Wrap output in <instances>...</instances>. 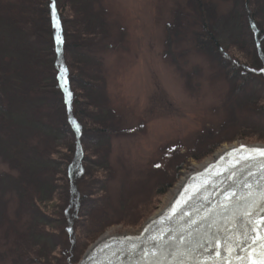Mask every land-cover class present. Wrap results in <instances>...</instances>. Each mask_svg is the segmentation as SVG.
Returning <instances> with one entry per match:
<instances>
[{"label": "rangeland", "instance_id": "1", "mask_svg": "<svg viewBox=\"0 0 264 264\" xmlns=\"http://www.w3.org/2000/svg\"><path fill=\"white\" fill-rule=\"evenodd\" d=\"M84 2L88 6L83 24L92 32L89 38L92 44L84 54L91 60L92 69L105 78L108 110L104 114L116 129L109 139L108 161L112 175L107 183L109 200L104 212L111 220H118L125 213L133 214L137 204L150 197L156 184L175 177L180 161L178 166L182 169L147 218L135 227L121 223L107 227L87 245L77 264L104 235L141 233L146 221L156 217L172 199L182 177L214 159L221 149L264 144L237 139L221 144L200 161L191 159L182 164L183 154L199 150V141L209 138L208 131L218 129L231 119L222 134L227 138L235 135L242 125L257 122L251 111L238 102L228 101L229 81L218 73L215 63L194 46L191 32L196 26L190 24L181 36L168 39L167 23L174 9L189 11L187 0ZM213 2L219 13V35L229 41L236 35L238 26L232 3L230 0ZM27 5V0H0V72L11 71L9 78L15 80L21 74L28 76L27 66H39L43 61L41 47L31 32L35 29L45 35V23L36 16L37 19L29 20L31 25L27 27V20H16L4 11L10 7L13 12H24ZM33 14L37 12L33 10ZM7 84L3 85L8 87ZM15 98L20 100L18 95ZM43 105L40 100L34 105H25L26 113L20 116L13 136L37 147L38 153L32 151L30 156L39 166L57 172L61 167L48 162L40 153L44 152V140L48 138L51 143L55 137L46 121L47 110ZM18 176V171L0 158V264H61L62 247L29 237L31 220L29 213H21ZM57 204L54 201L50 209L55 210ZM48 230L53 231L49 226ZM24 244L28 250L23 248Z\"/></svg>", "mask_w": 264, "mask_h": 264}, {"label": "trees", "instance_id": "2", "mask_svg": "<svg viewBox=\"0 0 264 264\" xmlns=\"http://www.w3.org/2000/svg\"><path fill=\"white\" fill-rule=\"evenodd\" d=\"M230 1L238 25L231 40L224 41L219 35V13L213 0H187L189 11L174 9L166 26L167 37L171 41L181 36L188 25L196 26L191 32L194 46L229 81L228 101L238 102L251 111L257 122L242 125L227 138L222 134L231 119L208 131L209 138L199 141V150L183 154L182 164L191 159L200 161L221 144L237 139L264 143V0ZM27 2L24 12H13L10 7L4 11L16 20H27V27L31 25L29 20L37 17L45 23V35L35 29L31 32L41 47L43 61L39 66H27L28 76L21 74L16 80L9 78L11 71L0 72V158L19 173L17 190L22 201L21 213L30 215L29 237L62 247L61 264H77L87 245L107 227L119 223L135 227L147 218L179 177L181 161L174 171L175 177L156 184L150 197L137 204L133 214L109 219L104 212L109 200L107 183L112 175L108 150L110 136L116 129L104 114L108 110L105 78L92 69L91 60L84 54L92 44L91 29L83 24L88 5L84 0ZM33 10L37 12L35 16ZM39 100L44 103L46 121L55 134L54 142L44 140V152L40 153L48 162L61 167L57 172L39 166L30 156L32 151L37 152V147L13 136L26 113L25 105ZM54 201L58 202L55 210L50 209ZM48 226L53 231H46ZM20 239L24 241L23 236Z\"/></svg>", "mask_w": 264, "mask_h": 264}, {"label": "water", "instance_id": "3", "mask_svg": "<svg viewBox=\"0 0 264 264\" xmlns=\"http://www.w3.org/2000/svg\"><path fill=\"white\" fill-rule=\"evenodd\" d=\"M260 145L231 147L189 178L173 209L146 221L142 237L111 238L79 264H264Z\"/></svg>", "mask_w": 264, "mask_h": 264}, {"label": "bare ground", "instance_id": "4", "mask_svg": "<svg viewBox=\"0 0 264 264\" xmlns=\"http://www.w3.org/2000/svg\"><path fill=\"white\" fill-rule=\"evenodd\" d=\"M237 147V146H234ZM259 147H261L262 149H264V145H260ZM231 148V147H230ZM230 148H224L221 149L218 153H216V155L214 156V159L208 161L205 165L201 166V167H197L196 169H193L190 173L185 174L182 179L179 181V183L176 185L175 190H174V195L172 197V199L169 201V203L163 208L161 209V211L156 215V217L154 219H159L160 217L164 216L166 213H168L171 209H173L175 203L178 201V198L181 196L182 192L185 190V188L188 185V181L189 178H191L193 175L195 174H199L205 170H207L208 168H210L213 164H215L216 162H218L220 160L221 157H223L225 155V153L230 149ZM152 220V219H151ZM146 227V226H145ZM144 231V229H143ZM138 238V237H142V233H136L134 235H128V234H124V235H104L100 240H98L89 250L90 252H93L99 245H101V243H103L104 241H107L111 238Z\"/></svg>", "mask_w": 264, "mask_h": 264}]
</instances>
